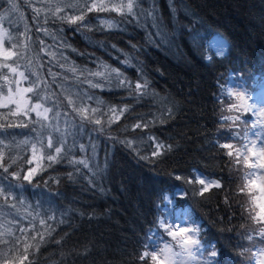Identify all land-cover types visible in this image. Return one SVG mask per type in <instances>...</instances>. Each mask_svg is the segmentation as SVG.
Wrapping results in <instances>:
<instances>
[{
  "label": "trees",
  "instance_id": "obj_1",
  "mask_svg": "<svg viewBox=\"0 0 264 264\" xmlns=\"http://www.w3.org/2000/svg\"><path fill=\"white\" fill-rule=\"evenodd\" d=\"M0 22L15 54L0 85L7 63L50 109L0 107V264H153L177 210L214 264H258L260 185L241 192L254 170L220 145L259 129L228 87L264 84V0H0Z\"/></svg>",
  "mask_w": 264,
  "mask_h": 264
},
{
  "label": "snow or ice",
  "instance_id": "obj_2",
  "mask_svg": "<svg viewBox=\"0 0 264 264\" xmlns=\"http://www.w3.org/2000/svg\"><path fill=\"white\" fill-rule=\"evenodd\" d=\"M137 7L139 6L138 4L136 5ZM97 7L95 4L92 5V8ZM127 9L129 12L132 11L133 9V3L129 2L126 5ZM92 8H89L88 10L91 11ZM77 20H83V16H78L73 18L72 20H70L71 23H75ZM109 27H111V25H108ZM0 55H2L3 59L5 61L11 59L13 57V55H15L13 52L7 50V49H3L2 45H0ZM3 68H7L9 69L11 72L15 73L16 72V68L12 67L11 65L4 63L2 65ZM115 71V70H113ZM97 75H99V73H96ZM19 76L24 77V73L20 72ZM2 79L5 81V85H0V96L3 97L4 102L0 103V107H4V108H9V104H16V109H11L9 108V112L12 115H16L19 111H20V102L17 101L16 99H14V96L18 95L21 91L27 93V92H33V88L32 87H28L26 89H19L17 88L15 92H13V89L8 85L9 82V77L7 74H2ZM18 83V82H17ZM121 83H123V81H121ZM7 86V90L5 92V87ZM93 87H97L99 85H92ZM142 87L144 89L147 88V81L143 82V85L141 83H136L135 84V90H140L142 89ZM146 94L145 92H141V95ZM230 95H235L237 97L238 100H240L242 102V104L240 105L241 107H243L245 104H247V101L245 99V96L243 93H230ZM29 101H25V103L30 102ZM237 105H232L230 107L229 110H231L232 108H236ZM249 108L251 107L250 105L248 106ZM41 108V104L40 103H35L31 109V111H36L37 109ZM247 110V108L245 109ZM50 111V109L48 108H44V119H47V115L46 113ZM84 112L87 111V109L83 110ZM93 111H95V109H93ZM111 111H115V109H111ZM27 114V113H25ZM122 114V113H121ZM37 116H40L41 113L40 112H36ZM259 115L261 117H264V112H259ZM85 119H87V116L84 117ZM117 119H119V116L116 117ZM227 119V118H226ZM96 124H100V120L97 119L94 121ZM146 126V125H145ZM254 127L256 126L255 124L253 125ZM0 127H3L2 125H0ZM9 127H11V125H9ZM135 127H141L140 124H136ZM131 143V142H128ZM49 148H52V142L51 140H49V144H48ZM164 146L161 144H157V148H163ZM220 147L228 149L229 151L227 152V155L229 157L233 156V151H235L236 155H235V163L240 164L243 163V165L249 169H253V170H258V171H249L247 173H245V180L248 181L247 184H245L244 187H242L240 189L241 192L245 191V188H249V185H251L252 187L256 186V181H260V191L261 193H264V140L259 142V146L257 145V142L252 141L250 142V144H244L242 145V148L239 149H234L233 145L231 143H223L220 145ZM54 151L59 154L61 152V148L60 147H55ZM154 155H160L161 153L159 151L153 153ZM241 156H243V160L241 161ZM47 159L48 160H55L56 157L53 156L51 153H49L47 155ZM79 163L84 164L85 167H87V162L86 161H79ZM4 171L7 172L8 169L5 167ZM31 177H32V170H30L28 172L27 175H25L23 177L24 180H28L29 182H31ZM179 179V177H177ZM201 185H203L204 187L201 188L199 190V194L203 195L204 192H207L209 190L210 187L215 186V187H220L219 183L217 182H212V181H208L206 182L204 179H199L198 181ZM0 194H4L3 189H0ZM253 200H255V197L252 198ZM254 221L260 222V223H264V205H261V212L257 213L256 215H253L251 217ZM43 223V221H42ZM161 226L165 227V231L167 232V234L169 236H171L174 240L177 239V237H179V240H177V245L176 247H178L181 251H173V246L165 243L164 247L160 248L157 247L155 248L153 251L149 252V251H145L143 252V254L141 255V259H145V258H150V260L153 262V264H184V261L182 259H180L182 256H187L189 259L194 258V252L192 251V248L194 246H197V250H198V241L196 239H194L193 235H189V233H192L194 230L187 228V227H181V226H172V225H165L163 224V222H161ZM261 236H264V230L261 231ZM217 253L215 252V250H213L212 255L215 256ZM264 254V253H262ZM24 259H27V256L24 257Z\"/></svg>",
  "mask_w": 264,
  "mask_h": 264
},
{
  "label": "rangeland",
  "instance_id": "obj_3",
  "mask_svg": "<svg viewBox=\"0 0 264 264\" xmlns=\"http://www.w3.org/2000/svg\"><path fill=\"white\" fill-rule=\"evenodd\" d=\"M3 37H4V30H3V27H2L1 22H0V45H2V48L5 49V47L3 45ZM0 56L2 57V55H0ZM19 73L20 72L16 71L14 80L12 81L11 84L8 85L13 89V92H15L17 88H19L21 90L26 89V87L21 82V76H19ZM261 82L264 83V80H262ZM229 86H231V87H228L230 89V92H232V93H243L244 94L245 99L247 101V104H245L243 107H241L240 105L242 104V102L239 100L238 102H236L237 109L241 112H245V109L247 108L246 111H249L250 113L252 112L254 114L253 116L255 117V119L252 122L254 124H257V126L259 128V129L250 128L248 130V136H247V139L244 142V144H250V142L255 141V142H257V145L259 146V142L264 140V117H261L259 115V112H264V85L262 87L263 91L259 92L256 97H253L251 95V93H248L246 91L247 88L245 87V83L242 80L239 83V82H236L234 77H233L229 83ZM231 96H230V99L232 98ZM14 99H16L17 101L20 102V110H24V111H31L33 105L35 104V102L34 103H31V102L25 103V101H29V99H28L27 93H25L23 91H21L18 95L14 96ZM2 102H4V100H3V97L0 96V103H2ZM231 102L234 103L233 100ZM36 103H38V102H36ZM10 104L14 105L16 107V104H12V103H10ZM249 105L251 106L250 108L248 107ZM44 108H47V107H45L44 105L41 104V108H39L33 112L36 113L38 111L41 113L40 116L44 117V115H45L44 114ZM254 171H258V170H254ZM206 182H208V181H206ZM258 182L260 185V181H258ZM259 187H257V189H256L257 192L255 193V203L258 206L259 210L261 211V205H264V193H261ZM258 194H261V196L258 197L257 196ZM169 222L172 226H181V227H187V228L193 229L194 231L192 233H189V235H193L194 239H196L198 241V250H197V246H194L192 248V251L194 252V258L189 259L186 255L182 256L180 258L184 261V264H214L212 256L205 257L203 255L202 248L199 246L200 240H198L197 235H196L197 229L195 226H193L188 221L186 214L181 216L180 211L177 210L175 220H173V221L169 220ZM153 239H154L155 247L156 248L157 247L162 248V247H164L165 243H168L170 245H172V243L177 244V240H179V237H177L176 240H174L171 236L166 237V238H161L160 240H157L156 237H153ZM173 251H175V250L173 249ZM262 253H264V252H262ZM262 253H260V256L258 259V264H264V254H262ZM232 263L234 264V262H232Z\"/></svg>",
  "mask_w": 264,
  "mask_h": 264
}]
</instances>
